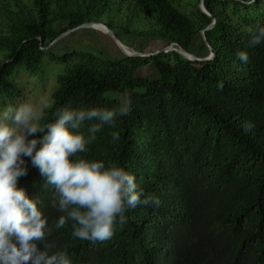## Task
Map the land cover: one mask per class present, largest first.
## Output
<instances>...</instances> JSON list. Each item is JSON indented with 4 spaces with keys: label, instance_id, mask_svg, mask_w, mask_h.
I'll return each mask as SVG.
<instances>
[{
    "label": "trees",
    "instance_id": "obj_1",
    "mask_svg": "<svg viewBox=\"0 0 264 264\" xmlns=\"http://www.w3.org/2000/svg\"><path fill=\"white\" fill-rule=\"evenodd\" d=\"M185 1L0 0V56H7L0 64V109L20 94L13 80L18 68L43 79L45 56L67 68L44 122L62 107L114 109L127 94L129 113L96 133L83 155L123 166L139 189L161 200L158 207L127 210V222L117 218L108 240H80L71 221L56 228L62 213L52 206L54 190L29 160L18 187L39 201L50 229L46 242L66 251L72 264H264V41L249 45L251 30L264 27V0ZM126 10L142 15L148 30L116 25ZM86 23L176 43L200 59L210 48L204 39L197 48L193 42L205 31L215 56L44 52ZM241 51L247 62L238 58ZM150 64L157 79L138 78L137 70ZM92 123L81 128L86 136ZM245 123L254 127L246 132Z\"/></svg>",
    "mask_w": 264,
    "mask_h": 264
},
{
    "label": "clouds",
    "instance_id": "obj_2",
    "mask_svg": "<svg viewBox=\"0 0 264 264\" xmlns=\"http://www.w3.org/2000/svg\"><path fill=\"white\" fill-rule=\"evenodd\" d=\"M250 46L264 41V27L251 30ZM242 62L248 54L238 53ZM52 105L47 98L8 105L0 111V264H72L66 251L46 242L48 219L18 180L28 174V161L54 190L52 206L60 215L56 228L72 222V235L90 242L105 241L114 225L126 223L125 212L143 204L158 207L155 194L139 189L136 178L117 163L89 159L84 153L104 126L114 128L126 116L130 101L114 109L59 108L44 122ZM87 121L86 136L81 128ZM254 127L245 123V131ZM119 134L112 133L118 141ZM27 158V159H26Z\"/></svg>",
    "mask_w": 264,
    "mask_h": 264
},
{
    "label": "rangeland",
    "instance_id": "obj_3",
    "mask_svg": "<svg viewBox=\"0 0 264 264\" xmlns=\"http://www.w3.org/2000/svg\"><path fill=\"white\" fill-rule=\"evenodd\" d=\"M186 0L183 4L189 5L190 2ZM203 3L201 2L199 6ZM192 8L191 6L189 9ZM124 18H114V22L118 26H124L129 28L131 31L145 32L148 30L149 25L144 17L135 15L134 13L125 11ZM125 21V22H124ZM124 33L120 29H115L114 34L121 41L124 49L130 52H143L151 53L155 52L166 45V42L155 39L150 36L138 35L137 33ZM203 40L202 33L197 35L193 42V47L197 48L199 43ZM78 49H88L101 56L107 58H119L123 52L119 48L118 43L105 31L94 30L89 28H80L75 31H71L60 39L56 40L50 47L53 53L56 54H67ZM47 50L44 49V52ZM7 60V56H0V64H3ZM67 68L64 63L55 62L45 56L42 61V69L45 75L42 78L33 76L28 73L24 68H18L17 74L14 77V83L19 88V96L13 98V100L4 101V106L1 107L2 111L8 105H18L25 101L36 102L40 98H47L52 103V96L57 89V77L62 74ZM138 78H145L148 80L155 81L157 79V71L154 65L139 69L136 72ZM121 102L128 100V95L125 94L120 96Z\"/></svg>",
    "mask_w": 264,
    "mask_h": 264
},
{
    "label": "water",
    "instance_id": "obj_4",
    "mask_svg": "<svg viewBox=\"0 0 264 264\" xmlns=\"http://www.w3.org/2000/svg\"><path fill=\"white\" fill-rule=\"evenodd\" d=\"M200 7H201V9L204 12L208 13V11L205 8L204 4H202ZM215 22H216V20H214V22L211 25H209L207 27V29L211 28L214 25ZM96 26H103V27H105L107 29V35H110L118 43L119 48L128 57H152L153 54H156V53H159V52H168V51H175V52L179 53L182 58L187 59V60L209 61V60H212L214 58V56H215L214 50L209 45V43H208V41H207V39L205 37V33H204L205 31H202V36H203V39L206 41V43L208 44V46L210 48V53H209V56L207 58H204V59L197 58L194 53L189 52V51H185L184 49H182L179 46V44H176V43L166 44L163 48H161V49H159V50H157L155 52H151V53H143V52H137V51H134V52L127 51V50L124 49L123 45L121 44V41L119 39H118L119 41L116 39L117 36H116V34H114V31H112L108 26H106L104 24H100V23H86V24H83V25H81V26H79V27H77V28H75L73 30L67 31L66 33H64L63 35H61L58 39H60L65 34L71 32V31H75V30L80 29V28H89V29L97 30ZM58 39H56V40H58ZM53 43H51L45 49L46 50L50 49V47H51V45Z\"/></svg>",
    "mask_w": 264,
    "mask_h": 264
},
{
    "label": "bare ground",
    "instance_id": "obj_5",
    "mask_svg": "<svg viewBox=\"0 0 264 264\" xmlns=\"http://www.w3.org/2000/svg\"><path fill=\"white\" fill-rule=\"evenodd\" d=\"M97 30H100V31H105L107 33V29L105 27H102V26H96ZM118 40V38H116ZM119 41V40H118Z\"/></svg>",
    "mask_w": 264,
    "mask_h": 264
}]
</instances>
